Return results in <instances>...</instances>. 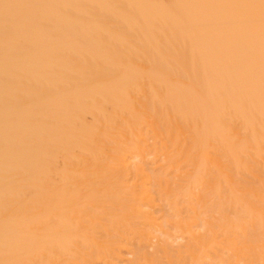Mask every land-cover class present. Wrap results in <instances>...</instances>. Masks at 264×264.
<instances>
[{
    "label": "bare ground",
    "instance_id": "obj_1",
    "mask_svg": "<svg viewBox=\"0 0 264 264\" xmlns=\"http://www.w3.org/2000/svg\"><path fill=\"white\" fill-rule=\"evenodd\" d=\"M0 264H264V0H0Z\"/></svg>",
    "mask_w": 264,
    "mask_h": 264
},
{
    "label": "rangeland",
    "instance_id": "obj_2",
    "mask_svg": "<svg viewBox=\"0 0 264 264\" xmlns=\"http://www.w3.org/2000/svg\"><path fill=\"white\" fill-rule=\"evenodd\" d=\"M132 248H134L135 250H139L140 249V245L138 243H135L134 245H132ZM144 250H147V248H145Z\"/></svg>",
    "mask_w": 264,
    "mask_h": 264
}]
</instances>
